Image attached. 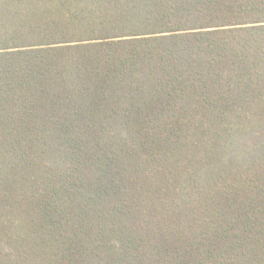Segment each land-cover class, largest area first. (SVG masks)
<instances>
[{
    "label": "trees",
    "instance_id": "1",
    "mask_svg": "<svg viewBox=\"0 0 264 264\" xmlns=\"http://www.w3.org/2000/svg\"><path fill=\"white\" fill-rule=\"evenodd\" d=\"M0 264H264V0H0Z\"/></svg>",
    "mask_w": 264,
    "mask_h": 264
}]
</instances>
